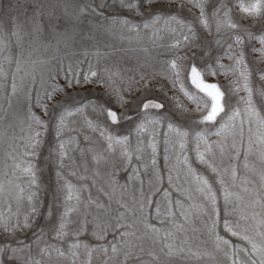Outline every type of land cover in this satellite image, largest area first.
Wrapping results in <instances>:
<instances>
[{
  "label": "snow or ice",
  "instance_id": "6c2138e0",
  "mask_svg": "<svg viewBox=\"0 0 264 264\" xmlns=\"http://www.w3.org/2000/svg\"><path fill=\"white\" fill-rule=\"evenodd\" d=\"M0 148V264H264V0H0Z\"/></svg>",
  "mask_w": 264,
  "mask_h": 264
},
{
  "label": "rangeland",
  "instance_id": "374dc122",
  "mask_svg": "<svg viewBox=\"0 0 264 264\" xmlns=\"http://www.w3.org/2000/svg\"><path fill=\"white\" fill-rule=\"evenodd\" d=\"M125 66L127 67L130 65H125ZM221 79H223V77H221ZM17 132H19V128L17 129ZM5 151H6V148H0V173L9 172V174H10L12 161H9L6 159ZM161 163H162V157H161ZM172 163L173 164L175 163V157H173ZM6 166L9 168V170H7V171L5 170ZM41 169H42V175H41L42 186L47 190V195H48V198L50 199L51 198V189L53 187V183L55 180L54 165H52L51 162L44 160V158H41ZM17 174L19 175V173H17ZM13 179H15V178L13 177ZM0 180L4 181L5 187L7 188V186H6L7 178L4 177L3 175H0ZM159 187H161V188H167L168 187L166 175H165L163 182L159 185ZM219 203L222 206V204H223L222 199L219 201ZM4 206H6V200L4 198H0V207H4Z\"/></svg>",
  "mask_w": 264,
  "mask_h": 264
},
{
  "label": "bare ground",
  "instance_id": "6f19581e",
  "mask_svg": "<svg viewBox=\"0 0 264 264\" xmlns=\"http://www.w3.org/2000/svg\"><path fill=\"white\" fill-rule=\"evenodd\" d=\"M5 170H6V171L9 170V168L6 166V167H5ZM6 186L8 187V184H6Z\"/></svg>",
  "mask_w": 264,
  "mask_h": 264
}]
</instances>
